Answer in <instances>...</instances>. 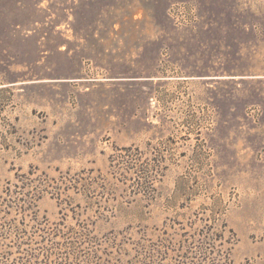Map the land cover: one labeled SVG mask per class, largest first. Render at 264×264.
<instances>
[{
	"label": "rangeland",
	"instance_id": "rangeland-1",
	"mask_svg": "<svg viewBox=\"0 0 264 264\" xmlns=\"http://www.w3.org/2000/svg\"><path fill=\"white\" fill-rule=\"evenodd\" d=\"M30 171L48 227L264 264V0H0V203Z\"/></svg>",
	"mask_w": 264,
	"mask_h": 264
},
{
	"label": "trees",
	"instance_id": "trees-1",
	"mask_svg": "<svg viewBox=\"0 0 264 264\" xmlns=\"http://www.w3.org/2000/svg\"><path fill=\"white\" fill-rule=\"evenodd\" d=\"M136 162L132 166L139 180L137 185L143 192L148 187L152 189V175H146ZM17 182L11 185L13 189H7V198L0 203V207L5 206V215L11 211L19 215V220H5L0 225L3 229L0 264H213L215 261V242H220L222 236L217 237L208 228L183 232L180 239H174L165 230L160 231L156 239L140 233L134 239L127 232H110L100 239L84 225L66 230L63 223L48 227L45 218L38 219L36 206L50 188L47 177L30 171L17 177ZM81 186L77 181H69L66 190L80 191ZM103 243L110 251L101 249ZM2 246L5 250H1ZM11 247L15 248V253ZM13 254L18 256L11 259Z\"/></svg>",
	"mask_w": 264,
	"mask_h": 264
}]
</instances>
